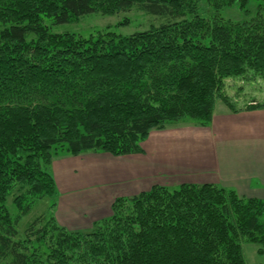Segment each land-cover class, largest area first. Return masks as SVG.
<instances>
[{
  "label": "trees",
  "instance_id": "trees-1",
  "mask_svg": "<svg viewBox=\"0 0 264 264\" xmlns=\"http://www.w3.org/2000/svg\"><path fill=\"white\" fill-rule=\"evenodd\" d=\"M252 1L0 0V264H248L244 243L264 254L262 198L211 182L154 184L117 197L112 214L90 230H70L54 212L51 168L60 150L141 153L153 129L185 119L209 125L218 100L242 109L224 93V80L264 79V0L249 19L220 13ZM133 6L165 22L89 36L44 22ZM243 109H264V101ZM16 187L23 192L14 218L6 202ZM28 195L55 198V210L19 236Z\"/></svg>",
  "mask_w": 264,
  "mask_h": 264
},
{
  "label": "crops",
  "instance_id": "crops-1",
  "mask_svg": "<svg viewBox=\"0 0 264 264\" xmlns=\"http://www.w3.org/2000/svg\"><path fill=\"white\" fill-rule=\"evenodd\" d=\"M167 132L151 131L141 153L115 156L87 151L56 156L52 171L59 195L64 192L58 195L57 209L65 196L61 206L70 196L77 203L84 202L82 216L89 214L90 218L80 222L91 227L112 214L117 197L139 194L149 185L186 183L205 173L212 174L211 183L235 189L242 196L264 199V109L238 114L216 110L208 126H179ZM99 163L103 167H98ZM73 179L75 186L68 188L66 181ZM106 188L109 190L104 193L98 191ZM91 208L94 214L89 212Z\"/></svg>",
  "mask_w": 264,
  "mask_h": 264
},
{
  "label": "rangeland",
  "instance_id": "rangeland-1",
  "mask_svg": "<svg viewBox=\"0 0 264 264\" xmlns=\"http://www.w3.org/2000/svg\"><path fill=\"white\" fill-rule=\"evenodd\" d=\"M257 1L253 0L246 9L241 8V6L237 3L232 7L225 8L224 11L220 13L221 16L225 19H232V20H243V19H249L251 17L256 16L257 11ZM203 5L207 6V4L203 1ZM165 17H160L156 15H152L147 13L144 9H142L139 6H133L130 10L122 11L113 15H106L102 13H89L86 14L80 19L63 23V24H55L50 18L45 17L44 22H46L47 25L50 26L51 30L57 31V32H74L77 34H81L84 36H89L90 34H96L97 32H100L102 30H112L120 34H132L139 30H144L146 28H149L153 25H158L163 22H165ZM223 91L225 94L230 96V98L235 102L236 108H242L239 111H232L224 101L218 100L215 106L216 110H225L229 113H241L242 111H251L245 108L249 103L252 102L253 99H256L258 101H264V79L261 77H258L256 79H247L243 77H227L224 80V86ZM143 102L148 106V109H151V101L145 100V98H142ZM215 110V111H216ZM258 110V109H256ZM220 113V112H217ZM236 118H238L236 116ZM212 122V121H211ZM179 126H198V128H201L203 125H200L199 123H195L192 119H185L182 122L177 123H169L164 128H157V130H161L163 134H167L166 131L169 129H179ZM208 126V125H207ZM156 129L152 130V133H154ZM165 130V131H164ZM179 131V130H178ZM162 134V135H163ZM148 139V138H147ZM146 139V140H147ZM148 141V140H147ZM58 157L65 156L68 153L65 151H59ZM72 155V154H69ZM57 158V157H55ZM98 167H103V163L97 164ZM55 167V161L51 168ZM96 168V167H95ZM74 172V171H73ZM71 173L73 176L74 173ZM211 173V172H210ZM212 174H199L197 176H194L190 179V183H206V182H212L211 181ZM215 176V173H214ZM88 179L89 176H86ZM69 181V180H68ZM67 182V187L75 186V179H73L70 182ZM163 184V183H161ZM178 185H168L170 188L174 189L177 188ZM153 185H149L147 187V190L151 189ZM74 189V187H71ZM104 190H109V188L106 189H100L98 190L100 193H104ZM69 191V190H68ZM73 191V190H71ZM70 191V193H71ZM23 190H20L18 187H16L10 195L7 197V205L15 218L17 215L20 214L21 209L17 206L15 200L16 198L21 195ZM61 193V191H60ZM64 195V192L62 193ZM62 195H59L60 197ZM58 196V199H59ZM66 197V196H65ZM63 197L60 199V207L57 209V206L55 209L51 208V204L55 201V198L51 197H45V198H36L33 196L28 195L27 197L23 198L22 206H25L27 204H30V210L25 214L22 215L19 222H18V229H19V236H23L25 234V230L30 222H32L35 218L41 216L42 214H47L50 217V213L52 210H55L56 218L58 219V222L65 226L66 228L70 230H90L94 223L89 226H82L84 222L81 221H88V218H90L87 214V216H82L84 213L82 212V204L84 202L78 201L75 202L72 200V196L67 198V203L61 206L63 204ZM58 205V202H57ZM70 205V208H69ZM69 211V214L66 215ZM91 214H94V210L91 208L90 211ZM113 212V210H112ZM86 214V213H85ZM46 215V216H47ZM47 216V217H48ZM44 217V218H47ZM75 219L78 220V222L75 221ZM100 220V219H99ZM98 221V220H97ZM244 254L245 258L248 262V264H264V254H259L258 252V246L253 243H244Z\"/></svg>",
  "mask_w": 264,
  "mask_h": 264
}]
</instances>
